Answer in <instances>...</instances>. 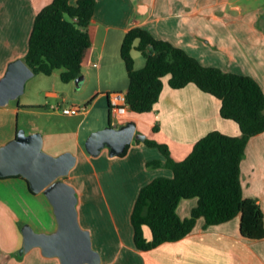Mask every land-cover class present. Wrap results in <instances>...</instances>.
Segmentation results:
<instances>
[{
    "label": "crops",
    "instance_id": "crops-1",
    "mask_svg": "<svg viewBox=\"0 0 264 264\" xmlns=\"http://www.w3.org/2000/svg\"><path fill=\"white\" fill-rule=\"evenodd\" d=\"M51 2L0 0V79L10 62L23 60L35 17ZM70 2L73 5L77 0ZM228 7L239 16L227 14ZM242 9L237 0H96L87 28L91 44L81 64L83 79L65 83L67 88H62L67 93L79 90L80 97L70 106L86 107V110L71 116L53 111L51 100L60 98L57 91H45L43 102L32 101L37 96L36 87L46 85V79L30 85L25 102L10 101L0 106V146L15 137L16 115H20L21 108L45 107L34 112L42 122L27 123L30 132L43 136L45 152L58 156L69 151L77 158L64 180L74 188L78 223L90 232L92 249L100 255L99 264H264V239L243 238L239 233V216L206 228L205 220L200 218L181 240L147 251L137 250L133 244L131 212L139 190L157 178L172 177V171L164 166L148 165L164 157L156 148L135 139L123 156L111 153L108 146H103L95 156L85 146L93 132L108 124V96L127 91L129 79L120 47L125 33L133 27L149 31L157 40L172 43L204 66L251 76L264 92V29L259 28V32L255 25L258 18L252 12L242 14ZM131 54L134 68L142 69L146 64L143 55L136 49ZM168 80L169 76L163 78L158 103L150 112L135 114L127 110L116 118L115 124L110 110L112 125L119 128L134 122L135 133L166 144L175 161L185 159L192 146L212 130L240 135L233 120L220 116L221 101L215 96L200 91L193 83L175 90L169 87ZM51 86L60 87L55 79ZM54 105L69 107L60 102ZM103 108L108 118H102ZM73 123L75 129L71 128ZM240 179L243 197L255 200L264 215V131L248 141ZM25 181L15 176L0 179L3 190L0 264H60L57 257L44 256L40 248L20 252L25 226L36 233L57 229L49 200L44 193L31 192ZM12 187L18 188L22 195L16 194ZM196 205L197 198L183 199L176 212L180 218H187ZM143 231L148 240L152 238L148 227Z\"/></svg>",
    "mask_w": 264,
    "mask_h": 264
},
{
    "label": "trees",
    "instance_id": "trees-1",
    "mask_svg": "<svg viewBox=\"0 0 264 264\" xmlns=\"http://www.w3.org/2000/svg\"><path fill=\"white\" fill-rule=\"evenodd\" d=\"M94 5L96 0H77L73 5L70 0H52L37 13L23 58L34 74L50 76L56 69L61 70L63 83L81 76V64L91 44L87 28ZM132 49L146 60L140 70L134 68ZM120 57L129 79L125 93L129 112H150L158 103L163 78L169 76V87L175 90L193 83L200 91L215 96L221 101L220 116L233 120L240 131L239 136L208 132L182 161L170 156L166 144L147 138L136 141L156 148L164 160L148 165L169 168L172 177L157 178L139 190L131 212L134 247L147 251L166 242H177L193 230L200 218L205 220L206 228L239 216L243 238L264 239V215L255 200L243 197L240 179L245 147L251 137L264 131L261 85L251 76L204 66L182 49L157 40L139 27L125 33ZM108 110L111 120L109 104ZM128 147L129 144L117 156H123ZM189 198H197L198 205L182 219L176 209L181 200ZM145 226L152 234L149 240L144 235Z\"/></svg>",
    "mask_w": 264,
    "mask_h": 264
},
{
    "label": "water",
    "instance_id": "water-1",
    "mask_svg": "<svg viewBox=\"0 0 264 264\" xmlns=\"http://www.w3.org/2000/svg\"><path fill=\"white\" fill-rule=\"evenodd\" d=\"M33 75L24 60L10 62L0 79V106L18 99ZM82 79L79 77L77 82ZM134 139L145 140L144 134L135 133L134 122L115 128L109 118L106 127L93 132L85 146L95 156L103 146L119 155ZM43 142L40 133L27 134L18 128L15 137L0 146V177L25 179L31 192L44 193L57 219V229L51 233H36L30 226H25L20 252L40 248L44 256L57 257L60 264H99L100 255L92 249L90 232L78 223L74 188L63 180L77 163V158L71 152L58 156L49 154L43 150Z\"/></svg>",
    "mask_w": 264,
    "mask_h": 264
},
{
    "label": "rangeland",
    "instance_id": "rangeland-1",
    "mask_svg": "<svg viewBox=\"0 0 264 264\" xmlns=\"http://www.w3.org/2000/svg\"><path fill=\"white\" fill-rule=\"evenodd\" d=\"M235 1V0H232ZM239 2V4L241 5L242 9V14L246 15V14H250L251 12L254 14V16H256L258 18V21L260 20L261 22L257 24L255 23L256 27H258V29L260 28L261 30L264 29V0H237ZM226 13L227 14H232L234 16H239V14L237 12H233L230 11L229 7L226 8ZM229 18V16H227ZM219 18H222L221 16ZM248 19V16L247 18ZM247 23V21H246ZM247 25V24H246ZM259 29V32H260ZM228 57V56H227ZM60 73L61 70H55L53 72L52 75L50 76H45V75H33L30 79H28V81L25 83L24 86V92L23 94L17 99H13L11 100L12 102H14L15 104L18 102L19 103H23L26 101L27 96L29 95V87L32 83L35 82H39L40 79H46V81H48V83L46 85H39L37 88V96L35 98H32V101H37V102H43V94L45 91L51 90V91H57V93L59 94V99H52L51 102L54 104H57L60 102V104H64L66 106H70L72 103H76L75 98H79L80 94H79V90L78 91H70V92H66L65 90H62V88H67L66 84L63 83L60 79ZM57 81V84L60 86L59 88L57 87H53L51 86V83L53 82V80ZM64 91V92H63ZM53 104V105H54ZM21 113L20 115H16L17 117V127L19 129H23L27 134H30L31 130L30 127L27 125V123L29 125H32L33 123L39 124V122H42V119L40 120V116H37L34 112L35 111H39L40 109H45V107H37V106H30V107H25V108H21ZM39 109V110H38ZM102 118H108L107 114H106V108L102 109ZM112 120L113 122L116 124L117 123V119L112 116ZM72 129L76 128V124L73 123V125H71ZM69 152V151H68ZM64 180V178H63ZM11 186V185H10ZM12 190L16 193V194H21V191L18 192V188L12 187ZM0 195H3V190H0ZM27 205V204H26ZM18 213V216H20L19 211L17 209H15ZM2 215V214H1ZM3 216V215H2ZM1 220L0 219V225H1ZM21 225V224H19ZM25 224L22 225V227H24ZM4 246V245H2ZM4 248V247H3ZM10 256H12V254H10Z\"/></svg>",
    "mask_w": 264,
    "mask_h": 264
},
{
    "label": "built area",
    "instance_id": "built-area-1",
    "mask_svg": "<svg viewBox=\"0 0 264 264\" xmlns=\"http://www.w3.org/2000/svg\"><path fill=\"white\" fill-rule=\"evenodd\" d=\"M109 106L110 110L113 112L115 118L125 115L127 113V100L125 93H111L109 96ZM53 111L59 112L63 115L71 116V115H79L86 110V107H62V106H51Z\"/></svg>",
    "mask_w": 264,
    "mask_h": 264
}]
</instances>
